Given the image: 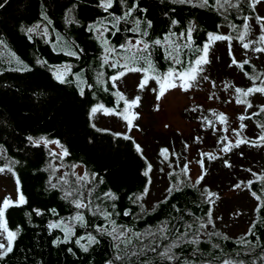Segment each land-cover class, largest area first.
Returning <instances> with one entry per match:
<instances>
[{
	"label": "snow or ice",
	"instance_id": "6c2138e0",
	"mask_svg": "<svg viewBox=\"0 0 264 264\" xmlns=\"http://www.w3.org/2000/svg\"><path fill=\"white\" fill-rule=\"evenodd\" d=\"M172 2L181 5H192L194 0H172ZM118 3L123 9L122 15H113L109 11L114 4V0H98L97 6L107 15L87 25V30L94 36L100 49H102L97 57V65L94 69L95 88L97 90L102 89L106 94L110 92L114 98L111 102L114 106H106L99 102L89 101L90 107L87 110V116L89 121L98 113L120 118L124 122L126 130L113 131L112 136L114 138L122 137L126 141H131V147L143 159L142 167L144 171L142 175L145 177L144 184L141 191L132 198V204L137 205L140 209V212L135 217L139 220L144 213L151 209V204L144 197L150 193L149 186L152 181L150 171L153 169V165L144 156L142 146L128 134L132 129H138L139 127L138 123L134 122L138 121L140 113L134 109L140 106L142 97L135 92L131 96H127L120 87L122 78H125L128 74H134L137 80L135 89L139 92L151 91L156 101H159L171 90L186 93L199 80H209V76L204 73L205 65L210 63L208 59L210 45L214 42H227L229 55L232 57L230 64L241 66L243 75L250 81V84L234 87L235 101L245 106L244 111L252 109L253 103L247 98L255 93L264 94V73L250 75L249 71L244 67L250 63L249 59H237L232 52V42L237 41L239 46L246 50V54L248 52L260 53L262 58H264V15H256L251 21V28L249 26L250 18L247 15L243 16L242 23L239 25L228 23V28L235 31V36L219 31L221 25L218 24L214 30L206 32V41L197 44L194 40L196 25L192 21H188L186 27L173 30L172 26H177L180 22L175 18H171L168 22L170 26L166 34L162 38H153L151 36L152 20L141 15L146 13L148 9L141 7L139 0H118ZM245 5L249 9L256 10L257 5H264V0H215L214 4H209V0H199L200 7H209L221 12L225 15L226 21L228 9H242ZM3 6V3H0V7ZM74 7L75 5H73ZM66 17L65 24L69 22L79 23V21L71 20L70 12L66 13ZM41 18L46 22L45 26L41 27L33 24L31 27L22 29L29 40L33 38L32 34H35L47 42L49 26L53 21L43 11H41ZM121 23L131 25V27L125 28L124 31L132 35L119 36ZM253 29L255 31H252ZM250 31H252L254 36L258 32V36L255 39H249ZM105 32L112 33L116 40L110 41L109 38L105 37ZM0 46L7 47L2 39H0ZM76 48L77 46L74 42L66 40L60 33H56L53 51L63 52L68 57L79 59L80 53ZM160 50H163V59L166 62V67L158 65L155 60L154 53H159ZM9 57L8 62L12 63L14 61L17 65L13 69L14 71H31V67L16 56L14 52L9 51ZM2 62L3 60L0 58V63ZM35 64L46 65L56 82L74 84L76 91L81 96L87 95V88L94 87L93 84L84 78L83 73L71 72V66L68 64L49 65L47 61L40 59H36ZM107 69L112 71L108 72ZM252 71L255 73V69ZM70 75L74 79H69ZM225 88H228V85H225ZM121 102L122 107H120ZM158 108L159 105H156L157 110ZM197 110V107L191 108L193 113H196ZM259 110L261 114H264V103L260 104ZM255 115L256 112L253 111L247 119H251V116ZM198 119L201 121L200 127H210V130L215 129L218 136L221 131H227L226 128H216L217 121L220 125H225L227 117L223 113L217 115V113L212 112L211 116L201 115ZM238 119L243 121L246 118L244 115H240ZM91 126L99 132L110 131L105 128H97L95 123H92ZM257 126L260 128V132L256 138L245 139L242 130L247 125L240 123L239 128L231 129V132L235 135L234 142L228 136H220L216 155L209 152H205L204 155L214 160L220 154H227L243 144L252 147H264V123H259ZM195 139L199 140L200 137L197 136ZM26 140L30 146L34 148L42 147L46 150L49 157L45 169L48 172L47 187L59 192L61 198L74 210L73 215L59 217L48 222L47 228L49 230L59 229L63 233L62 240L60 237L51 240L53 246L59 243H64L65 245L74 243L80 251L88 252L92 246L101 243V238H110L112 241L111 258L106 259L104 264H197L196 260L187 257L181 260L180 250L184 246L192 247L193 255H195L202 247V236L217 237L223 240L230 239L229 236L215 230L214 220L218 218L214 216L210 206L213 204L214 199H219L218 194L202 184L203 175L198 174L193 180L189 175L190 169L187 163L181 162L177 165L179 172L175 173L173 185L170 188L166 187L165 192L178 191L185 182L193 189L199 186L200 196L208 206L204 215L195 217L192 223L185 221L183 231L173 232L167 221H162L158 226L146 228L144 231H137L135 225H120L117 223L115 217L119 213L115 203L118 199L115 193L108 190L96 196V187L98 184H102L103 180L95 171L87 170L83 162H66V158L71 153L69 148L59 139L29 135ZM49 145H54L55 147L49 148ZM158 155L168 161L169 149L161 147ZM171 155L176 156L178 154L172 152ZM241 155H243L242 151ZM5 160L6 162L0 165V174L5 173V171L11 174L14 179L15 195H5L0 198V264L13 251L14 243L21 231L19 225L15 226V228L10 227L6 213L11 208H18L27 203L26 195L22 191L21 181L13 167L19 161H9L7 158ZM53 161H57V163H53ZM222 162L225 166L230 167L227 159H223ZM172 163L175 162L169 163L167 167L171 168ZM198 163L201 165L200 172H203L205 161L198 160ZM59 169H64V171L58 172ZM167 175L172 176L173 173L168 172ZM251 176L261 183L260 192L251 191V195L264 206V173L258 175L257 172L251 171ZM252 183V179H247V185L250 186ZM233 187L238 189L240 184H234ZM94 196L95 200L93 199ZM96 201H99V203H96ZM145 204H148L147 208H145ZM172 208L179 212L175 205H172ZM32 211L37 216L42 215L40 208H34ZM48 211L53 216L59 215L55 208H50ZM89 214H91L92 219L88 218ZM122 214L124 216L132 215L126 209L122 210ZM25 216L28 217L31 223L29 213L26 212ZM95 218H99L100 222L93 223ZM206 225H212V230L209 231ZM77 227L83 230L82 235H77ZM176 227L178 228V226ZM247 231H252V229ZM237 243L243 246L244 253L250 258L251 264H264V245H259L261 254L255 259H251L253 247L256 246L253 241L241 236ZM220 247L218 243H211L212 249ZM66 250L68 253L74 254L72 247H67ZM150 253H154L155 256L149 258ZM239 253L240 250L238 249L236 256L217 254L213 259L203 260L202 264H247L245 259L238 258Z\"/></svg>",
	"mask_w": 264,
	"mask_h": 264
},
{
	"label": "trees",
	"instance_id": "16d2710c",
	"mask_svg": "<svg viewBox=\"0 0 264 264\" xmlns=\"http://www.w3.org/2000/svg\"><path fill=\"white\" fill-rule=\"evenodd\" d=\"M97 2L98 0H0L4 5L0 7V39L7 45L6 48L0 46V58L3 60L0 63V165L6 162L5 158L9 161H19L13 167L27 198L25 205L11 208L6 213L10 227L19 225L21 231L13 251L2 264H104L106 259L111 258L110 238H101V243L92 246L88 252L80 251L74 243H59L55 246L51 244V240L56 237L62 240L63 233L59 229L49 230L48 222L73 215L74 210L61 198L59 192L47 187L48 172L45 169L49 157L42 147L34 148L28 144L26 137L29 135L59 139L71 153L66 162L80 161L87 170L95 171L103 180L102 184L97 185L95 195L99 196L101 192L108 190L115 193L119 213L115 219L120 225H135L137 231H144L167 221L173 232L183 231L185 221L192 223L195 217L203 216L207 210L208 206L200 196L199 189H193L185 183L178 191H171L164 199L158 201L141 219L135 218L140 209L132 204V198L141 191L144 184V161L131 147V141L122 137L114 138L111 131H97L91 126L87 116L89 101L114 106L111 103L114 98L110 92L106 94L102 89L95 88L94 69L102 49L87 30V25L107 15L97 6ZM214 3L215 0H209V4ZM139 4L148 9L141 15L152 20L153 38H162L166 34L171 18L180 22L179 25L172 26L173 30L186 27L188 21H192L196 25L194 40L197 44L206 41V32L214 30L216 25L223 27L232 23L228 19L226 21L221 12L209 7H200L195 3L181 5L173 3L172 0H139ZM243 9V16H256L255 11L246 5ZM41 11L53 21L49 26L50 39L54 40L56 33H60L66 40L74 42L76 50L80 53L79 59L53 51L48 41L35 34H32L31 40L28 39L23 28L33 24L43 27L46 24L41 18ZM109 11L113 15L123 14L118 0H114ZM69 12L71 20L79 23L65 24L66 13ZM242 19L243 17L233 18V22L239 25ZM119 27L120 37L132 35L124 31L125 28L131 27L130 24L121 23ZM105 37L110 41L116 40L110 32H105ZM4 49L14 52L31 67V71L17 72L8 69L2 53ZM154 57L158 65L167 66L163 59V50L154 53ZM36 59L47 61L49 65L68 64L71 66V72L83 73L84 78L94 87L87 88V95L81 96L74 84L56 82L46 65L35 64ZM69 79L74 77L70 75ZM55 162L57 161H53ZM93 199L95 200V196ZM172 205H175L179 212L173 209ZM34 208H40L42 215L37 216L32 211ZM50 208H55L59 215L53 216L48 211ZM125 209L132 215L124 216L122 210ZM26 212L31 216V223L25 216ZM257 212V219L250 228L252 231L244 236L256 245L253 247L251 259L261 254L259 245H264V206ZM88 218L92 219L91 214ZM97 222H100L99 218L93 219V223ZM76 233L82 235L83 230L77 227ZM209 239L201 240L202 247L195 255L192 247L184 246L180 250L181 260L187 257L196 260L197 264H202L203 260L213 259L217 254L236 256L239 249L238 258H243L247 264H251L243 246L237 241L217 237ZM213 242L221 247L212 249ZM67 247H72L74 254L68 253ZM154 256V253L149 254V258Z\"/></svg>",
	"mask_w": 264,
	"mask_h": 264
},
{
	"label": "rangeland",
	"instance_id": "374dc122",
	"mask_svg": "<svg viewBox=\"0 0 264 264\" xmlns=\"http://www.w3.org/2000/svg\"><path fill=\"white\" fill-rule=\"evenodd\" d=\"M194 3L199 4V0H194ZM243 10V8L228 9L227 19L235 24L233 18H242ZM254 11L256 15H264V5H257ZM249 18L251 28V21L254 18ZM220 31L236 35L234 30L228 28V25L221 27ZM252 31L249 33V39H255L258 36V32L254 36ZM47 41L53 49L56 38L51 40L48 36ZM9 51L11 50L4 49L2 53L7 68L14 69L17 65L14 61L8 62ZM232 52L237 59H249L250 63L244 67L250 75L264 73L262 54L250 52L246 54V50H243L237 41L232 42ZM231 58L227 42H214L210 45L208 54L210 63L205 65L204 74L209 76V80H199L186 93L171 90L159 101L154 99V94L151 91L139 92L135 89L137 80L134 74H128L122 78L120 87L127 96H131L135 92L142 97L140 106L134 109L140 113L138 121L134 122L138 123L139 127L132 129L128 134L142 146L144 156L153 165V169L150 171L152 178L149 186L150 193L144 197L151 204V209L171 192H165V189L173 185L174 175L179 172L177 165L181 162L187 163L190 177L194 180L198 174L203 175L202 184L218 194L219 199H214L210 206L214 216L218 218L214 220L215 230L229 236L231 240L238 241L241 236L244 237L248 234L247 230L257 219V211L263 207L261 202L251 195V191L259 193L261 189V183L251 176V171L257 172L258 175L264 173V147L243 144L227 154H220L214 160L209 159L204 153L209 152L216 155L220 136H228L234 142L235 135L231 129L239 128L240 123L247 125L242 130L243 137L255 139L260 132L257 125L264 123V114H261L259 110L260 104L264 103V94L250 95L247 99L253 103V108L247 111H244L243 104L236 103L234 87L250 84V81L243 75L241 66L230 64ZM253 69H255V73H253ZM225 85H228V88H225ZM156 105H159L158 110ZM193 107L198 108L196 113L191 112ZM253 111L256 112V115L253 116V119H247ZM212 112L217 115L223 113L227 117L223 126L218 121L216 122V128L227 129V131H221L219 136L215 129L200 127L201 121L198 117L201 115L211 116ZM240 115H244L246 119L239 120ZM91 123H95L97 128L109 129L111 132L126 130L124 122L120 118L102 113L95 115ZM197 136L200 137L199 140L195 139ZM54 147V145H49V148ZM161 147L169 149L168 161L158 155ZM241 151L243 155H241ZM172 152L178 155L173 156ZM223 159L228 160L230 167L225 166L222 162ZM198 160L205 161L203 172H200L201 165ZM171 162L175 163H172V167L168 168L167 165ZM62 171L64 169L58 170V172ZM168 172H172L173 175H167ZM247 179L253 180L252 185H247ZM234 184H240V188L233 187ZM197 188L200 191V187L197 186ZM5 195H15L14 179L6 171L0 174V198ZM147 207L148 204H145V208ZM206 228L211 231L213 226L206 225ZM203 238L210 240L205 236H202L201 240Z\"/></svg>",
	"mask_w": 264,
	"mask_h": 264
}]
</instances>
